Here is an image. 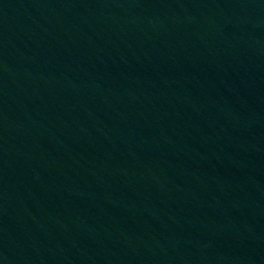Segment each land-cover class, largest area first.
Masks as SVG:
<instances>
[{
  "label": "water",
  "instance_id": "water-1",
  "mask_svg": "<svg viewBox=\"0 0 264 264\" xmlns=\"http://www.w3.org/2000/svg\"><path fill=\"white\" fill-rule=\"evenodd\" d=\"M0 264H264V0H0Z\"/></svg>",
  "mask_w": 264,
  "mask_h": 264
}]
</instances>
